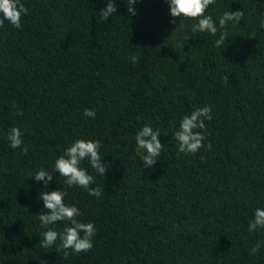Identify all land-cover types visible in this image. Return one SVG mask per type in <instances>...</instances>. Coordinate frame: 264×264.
<instances>
[{
  "label": "trees",
  "instance_id": "obj_1",
  "mask_svg": "<svg viewBox=\"0 0 264 264\" xmlns=\"http://www.w3.org/2000/svg\"><path fill=\"white\" fill-rule=\"evenodd\" d=\"M21 2L22 28L0 26V264H264V229L248 231L264 209V0L209 6L217 25L226 11L245 14L227 25L222 47L219 31L172 23L167 0H137L134 16L128 0H115L106 21L108 0ZM204 106L211 149L182 153L173 133ZM145 124L164 144L152 168L135 151ZM12 127L27 154L10 147ZM76 139L102 142L105 176L80 165L104 189L99 199L54 171ZM41 168L53 174L48 185L35 180ZM58 189L78 220L96 226L88 252L65 256L59 238L40 246L47 228L38 215L49 210L38 196Z\"/></svg>",
  "mask_w": 264,
  "mask_h": 264
},
{
  "label": "clouds",
  "instance_id": "obj_2",
  "mask_svg": "<svg viewBox=\"0 0 264 264\" xmlns=\"http://www.w3.org/2000/svg\"><path fill=\"white\" fill-rule=\"evenodd\" d=\"M137 0H128L127 11L131 15H136L133 7ZM169 4V12L172 23L175 18H184L196 20L198 23L189 25L193 32H207L216 35L219 31V39L216 40V47H222L228 41L229 33L226 30L229 23L239 24L244 19V11H226L219 18L218 25L214 22L211 15H206L210 5H215L216 0H167ZM117 11L115 0H108L106 7L100 10V17L105 21ZM28 13V9L21 0H0V26L8 21L17 29L22 28V17ZM226 48V47H225ZM133 63L138 62L137 56L130 58ZM211 106L195 108L190 114L182 117L179 130L173 133L174 139L178 142L179 151L182 153L195 154L201 148L211 149V144L205 145L204 140L207 139L204 134L206 129L205 121L212 119ZM22 114V113H20ZM84 115L89 118H95L96 110L85 109ZM161 132L159 129L154 130L149 124H145L135 136L137 154L141 155L144 167L152 168L158 161V157L162 155L164 144L161 143L159 137ZM7 139L10 147L13 149L21 148L24 154H27L28 148L24 146L23 132L18 127H12L8 130ZM102 142L99 140L76 139L70 147L64 150V154L60 155L54 164V171L64 177V183L68 187L78 186L85 189L87 193L99 199L104 194V189L95 184V178L89 174L87 169L80 167L81 162L87 160L89 165L96 173L105 176L108 164L103 162L100 155ZM146 151V155H145ZM35 180L48 185L53 179V174L41 168L35 174ZM32 177V176H31ZM67 192L61 190L43 191L38 199L43 201V205L49 211L45 214H39V220L42 227L47 228L42 233L43 239L40 246L44 248L52 247L59 238L60 248L64 250L65 256L72 252L81 253L88 252L93 248L92 238L96 235V226L92 222L84 223L78 220L81 216L80 209L75 205L65 202ZM69 222L64 227L63 233H58L50 225L57 222ZM264 229V209L257 208L253 218L249 221L248 231L255 232ZM81 233L83 235L81 236ZM261 247V242L252 247L251 255H256ZM71 250V252L69 251Z\"/></svg>",
  "mask_w": 264,
  "mask_h": 264
}]
</instances>
